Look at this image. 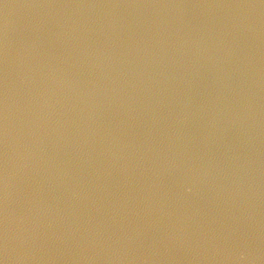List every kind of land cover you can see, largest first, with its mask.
<instances>
[{"label": "water", "instance_id": "1", "mask_svg": "<svg viewBox=\"0 0 264 264\" xmlns=\"http://www.w3.org/2000/svg\"><path fill=\"white\" fill-rule=\"evenodd\" d=\"M0 264H264V0H0Z\"/></svg>", "mask_w": 264, "mask_h": 264}]
</instances>
